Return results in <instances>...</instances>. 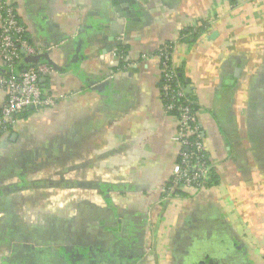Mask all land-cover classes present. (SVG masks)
Returning a JSON list of instances; mask_svg holds the SVG:
<instances>
[{
	"label": "crops",
	"instance_id": "1",
	"mask_svg": "<svg viewBox=\"0 0 264 264\" xmlns=\"http://www.w3.org/2000/svg\"><path fill=\"white\" fill-rule=\"evenodd\" d=\"M17 1L57 104L0 136V264H264V0ZM169 46L212 164L172 195Z\"/></svg>",
	"mask_w": 264,
	"mask_h": 264
},
{
	"label": "built area",
	"instance_id": "2",
	"mask_svg": "<svg viewBox=\"0 0 264 264\" xmlns=\"http://www.w3.org/2000/svg\"><path fill=\"white\" fill-rule=\"evenodd\" d=\"M17 3V0H0V56L8 73L0 77V88L6 92V100L0 110V136L9 133L22 112L32 109L41 113L57 104V98L40 85L41 78L52 71L50 65L36 63L21 72L16 71L22 55L36 57L40 53L32 44L27 27L19 19ZM172 56V46L159 52L160 99L166 112L177 118L175 140L181 145L166 189L169 195L207 189L212 175L202 125L194 102L179 80Z\"/></svg>",
	"mask_w": 264,
	"mask_h": 264
},
{
	"label": "trees",
	"instance_id": "3",
	"mask_svg": "<svg viewBox=\"0 0 264 264\" xmlns=\"http://www.w3.org/2000/svg\"><path fill=\"white\" fill-rule=\"evenodd\" d=\"M27 57H25L24 55H22V60L20 61V63L18 64V66H17V68H16V71L17 72H21V71H23L25 68H27L28 66H31V65H34V64H36V63H26V61H25V59H26ZM5 68V67H4ZM8 73H7V69L5 68V70H4V72H3V75L4 76H6ZM179 80H180V82H181V76H179ZM182 83V82H181ZM183 85V84H182ZM190 98V97H189ZM29 110H32V109H28L27 111H29ZM27 111H25V112H27ZM25 112H22L21 114H24ZM212 184V182H211V179H210V181H209V183H208V187L210 186Z\"/></svg>",
	"mask_w": 264,
	"mask_h": 264
},
{
	"label": "water",
	"instance_id": "4",
	"mask_svg": "<svg viewBox=\"0 0 264 264\" xmlns=\"http://www.w3.org/2000/svg\"><path fill=\"white\" fill-rule=\"evenodd\" d=\"M26 60H28L30 63H40V57L34 56V57H27Z\"/></svg>",
	"mask_w": 264,
	"mask_h": 264
}]
</instances>
